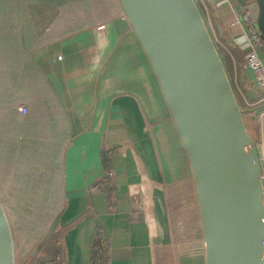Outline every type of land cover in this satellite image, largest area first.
Masks as SVG:
<instances>
[{
  "label": "crops",
  "instance_id": "0c3cea01",
  "mask_svg": "<svg viewBox=\"0 0 264 264\" xmlns=\"http://www.w3.org/2000/svg\"><path fill=\"white\" fill-rule=\"evenodd\" d=\"M197 2L233 86L252 94L231 0ZM0 13L21 55L0 73V188L23 171L60 206L59 264H98L95 252L105 264H203L190 166L118 1L0 0Z\"/></svg>",
  "mask_w": 264,
  "mask_h": 264
},
{
  "label": "water",
  "instance_id": "95a60500",
  "mask_svg": "<svg viewBox=\"0 0 264 264\" xmlns=\"http://www.w3.org/2000/svg\"><path fill=\"white\" fill-rule=\"evenodd\" d=\"M153 71L185 151L203 264H264V182L256 142L197 0H117ZM264 41V0H237ZM62 211L23 264L60 227ZM0 264H17L0 193Z\"/></svg>",
  "mask_w": 264,
  "mask_h": 264
},
{
  "label": "rangeland",
  "instance_id": "374dc122",
  "mask_svg": "<svg viewBox=\"0 0 264 264\" xmlns=\"http://www.w3.org/2000/svg\"><path fill=\"white\" fill-rule=\"evenodd\" d=\"M29 157L30 158H25L26 171L24 172L25 174L28 173L30 176H34L39 172L41 167L39 164L36 168L34 165L29 166L28 161L36 160L34 157ZM21 172V179H18L14 185L0 188L5 209L13 225L17 264H23L26 259L29 258L32 250L46 234L53 216H55L60 209L59 205L50 202L49 197H47L50 196V194L43 192L38 188L28 189L27 182L25 181V178H23V171ZM58 232L56 233V235H58L56 239L58 255L55 258V263L52 262L51 259H47L43 264H59V254L62 252V247L61 241L59 240L60 232ZM41 256L42 254L40 251L35 259ZM33 262L31 264H33Z\"/></svg>",
  "mask_w": 264,
  "mask_h": 264
},
{
  "label": "built area",
  "instance_id": "2783aa9c",
  "mask_svg": "<svg viewBox=\"0 0 264 264\" xmlns=\"http://www.w3.org/2000/svg\"><path fill=\"white\" fill-rule=\"evenodd\" d=\"M231 3L233 4L232 16L244 36L246 47L244 67L251 74L255 87L252 94L247 92L245 85L237 84L234 88L242 107L248 111L247 115L253 117L247 123L256 142L264 182V41L261 39L249 13L237 0H231ZM103 28L104 26H99L98 30ZM214 40L220 49L219 42L215 37ZM18 110L24 116L27 114V109L24 106H20ZM106 176L110 178L112 173L107 172Z\"/></svg>",
  "mask_w": 264,
  "mask_h": 264
},
{
  "label": "trees",
  "instance_id": "16d2710c",
  "mask_svg": "<svg viewBox=\"0 0 264 264\" xmlns=\"http://www.w3.org/2000/svg\"><path fill=\"white\" fill-rule=\"evenodd\" d=\"M5 23H2V21ZM0 50L6 52V56H2L0 52V73L5 72L4 63L6 60L16 65H20L21 55L19 51V45L17 41V30L15 27H8V20L3 19L2 14L0 13ZM222 54V49H219ZM225 57V56H224ZM9 58V59H8ZM225 63L227 68L230 69V59L226 56ZM58 235L54 234L52 238L45 244L41 250L42 256L35 259L33 264H43L47 259H51L52 262L55 261L56 256L58 255V248L56 245V239ZM93 258H95L98 264H105L104 258L105 254L97 252L94 253ZM55 263V262H54Z\"/></svg>",
  "mask_w": 264,
  "mask_h": 264
}]
</instances>
